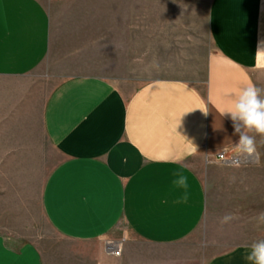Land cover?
<instances>
[{
    "label": "crops",
    "instance_id": "1",
    "mask_svg": "<svg viewBox=\"0 0 264 264\" xmlns=\"http://www.w3.org/2000/svg\"><path fill=\"white\" fill-rule=\"evenodd\" d=\"M135 26L130 17L55 20L42 0H0V166L32 163L37 119L57 156L40 211L73 245L57 264H249L250 242L209 256L191 236L207 212L208 183L220 175L215 155L239 139L219 111L249 81L264 88V70L255 68L264 49V0H211L212 46L194 81L157 77L134 85L131 68L117 63ZM47 60L60 80L42 100L29 75ZM257 151L258 165L240 172L262 181L259 136ZM178 157L186 158L161 162ZM177 170L188 176L186 201L173 183ZM106 237L121 245L120 256ZM0 264L53 263L36 242L0 231Z\"/></svg>",
    "mask_w": 264,
    "mask_h": 264
},
{
    "label": "rangeland",
    "instance_id": "2",
    "mask_svg": "<svg viewBox=\"0 0 264 264\" xmlns=\"http://www.w3.org/2000/svg\"><path fill=\"white\" fill-rule=\"evenodd\" d=\"M42 1L55 20L61 17H130L131 26L136 25L131 30L133 36L122 60L116 63L120 70L131 68L129 77L136 86L157 77L194 81L204 73L212 46L208 29L211 0ZM29 77L40 83L42 100L60 80L59 71L49 60ZM34 126L35 146L40 149L32 163L0 166V231L36 242L51 263L57 264L58 255L68 254L73 245L54 232L40 211V190L57 156L37 119ZM229 152L236 154L234 147H230ZM258 152L250 163L214 162V169L220 175L216 177V174L208 183L207 212L191 236L195 242L206 244V255L213 256L235 244L264 239V223L257 220L264 212V180L240 172L258 165ZM204 158L206 164L212 159L208 155ZM197 169L207 181L205 169L201 166ZM226 215L233 218L222 224ZM117 232L126 237L128 230L119 225Z\"/></svg>",
    "mask_w": 264,
    "mask_h": 264
},
{
    "label": "clouds",
    "instance_id": "3",
    "mask_svg": "<svg viewBox=\"0 0 264 264\" xmlns=\"http://www.w3.org/2000/svg\"><path fill=\"white\" fill-rule=\"evenodd\" d=\"M255 68L264 70V49H258L255 55ZM229 106L221 111L220 114L230 118L233 124L234 135H238V141L233 144L234 152L238 156H252L257 154V136L264 144V88L249 81L241 86L238 91L229 93ZM196 151L187 155H192ZM186 157H178L175 160L164 158L163 163H180ZM176 179L173 183L178 188L185 189L183 200L188 199L187 189L188 176L181 170H177ZM234 179V178H233ZM233 217L226 215L221 223H228ZM258 222L264 223V212L257 217ZM248 251L244 253V259L249 264H264V239L257 240L248 246Z\"/></svg>",
    "mask_w": 264,
    "mask_h": 264
},
{
    "label": "built area",
    "instance_id": "4",
    "mask_svg": "<svg viewBox=\"0 0 264 264\" xmlns=\"http://www.w3.org/2000/svg\"><path fill=\"white\" fill-rule=\"evenodd\" d=\"M229 147L219 150L215 158L220 163L226 164H239V163H250L256 158V154L252 156H238L237 154H231L229 152ZM107 249L116 256H120L122 252L121 245L119 243H114L111 239H106Z\"/></svg>",
    "mask_w": 264,
    "mask_h": 264
}]
</instances>
